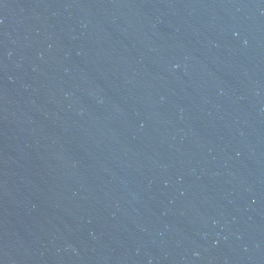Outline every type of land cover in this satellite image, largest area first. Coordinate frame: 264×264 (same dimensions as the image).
Wrapping results in <instances>:
<instances>
[{
  "label": "water",
  "instance_id": "water-1",
  "mask_svg": "<svg viewBox=\"0 0 264 264\" xmlns=\"http://www.w3.org/2000/svg\"><path fill=\"white\" fill-rule=\"evenodd\" d=\"M0 264H264V0H0Z\"/></svg>",
  "mask_w": 264,
  "mask_h": 264
}]
</instances>
